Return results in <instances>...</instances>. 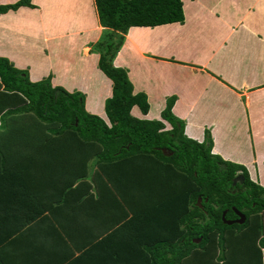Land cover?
I'll return each mask as SVG.
<instances>
[{
    "label": "trees",
    "instance_id": "trees-1",
    "mask_svg": "<svg viewBox=\"0 0 264 264\" xmlns=\"http://www.w3.org/2000/svg\"><path fill=\"white\" fill-rule=\"evenodd\" d=\"M94 5L103 31L91 50L112 82V96L105 101L108 122L85 111L83 94L53 87L50 77L33 83L27 71L0 57L1 124L15 118L18 130L12 140L25 147L36 137L41 152L37 186L23 179L26 157L18 151L13 164L0 170V264H10L4 255L20 232L62 203L69 189L63 183L72 178L68 170L76 179L92 173L88 186L100 185L106 194L101 201L105 212L117 208L128 218L117 219L106 232L96 216L98 205L86 199L85 218L78 222L90 226L82 227L84 233L67 234L75 253L63 264H264V187L250 179L243 165L211 153L208 130L203 142L185 136L184 122L172 113L175 97L166 100L161 120L134 117L135 106L142 114L149 111L147 96L133 93L127 71L113 64L131 27L183 24L182 1L94 0ZM21 7L35 8L31 0H18L0 5V15ZM80 146L83 152L76 151ZM38 172L47 175L44 180L38 181ZM240 174L243 183L234 184ZM94 194L91 189L88 200L99 198ZM235 211L245 222L225 224L223 212L230 221L237 219ZM19 245L26 256L34 254Z\"/></svg>",
    "mask_w": 264,
    "mask_h": 264
},
{
    "label": "crops",
    "instance_id": "crops-1",
    "mask_svg": "<svg viewBox=\"0 0 264 264\" xmlns=\"http://www.w3.org/2000/svg\"><path fill=\"white\" fill-rule=\"evenodd\" d=\"M17 1L0 0V5ZM181 1L183 24L131 27L113 61L115 67L127 71L133 93L147 96V114L136 106L131 114L139 119L161 120L166 100L175 97L172 113L184 122L185 136L203 142L208 130L213 141L211 153L243 165L250 179L255 182L257 178L256 183L264 187V0ZM31 3L35 8L21 7L0 15V57L27 71L33 83L50 77L53 87L83 94L85 111L108 122L105 101L112 96V82L99 70V55L91 50L103 31L94 0ZM6 121H0V170L13 164L18 151L26 157L22 162L26 169L23 179L28 177L37 186L34 175L41 161L38 138L23 147L12 140L18 122L15 118ZM163 123L166 129L171 128ZM81 147L76 151L83 152ZM62 167L69 169L66 164ZM66 173L72 178L68 184L63 183L69 189L62 203H56L20 232L4 255L9 260L6 262L69 261L75 247L66 240L67 234L84 233L82 227L90 226L85 220L78 222L85 218L83 208L88 201L98 205L96 216H100L101 229L106 232L117 226V219L128 218L126 212H117V208L105 212L101 201L106 194L100 185L88 186L92 173L81 179H76L71 170ZM38 176L39 181L47 175ZM91 189L98 199L88 200ZM19 244L34 249V254L26 256Z\"/></svg>",
    "mask_w": 264,
    "mask_h": 264
},
{
    "label": "water",
    "instance_id": "water-1",
    "mask_svg": "<svg viewBox=\"0 0 264 264\" xmlns=\"http://www.w3.org/2000/svg\"><path fill=\"white\" fill-rule=\"evenodd\" d=\"M163 154L166 155V156H170L171 153H168L165 149L162 150ZM240 180V181H243V176L240 174L239 176L236 177L235 181H234V184L236 183L237 180ZM201 202V198H198V204ZM225 214L226 212H223L222 214V220L225 224L227 225H233V224H243L245 222V216L241 213V212H238V211H235V214L237 216V219L235 220H226L225 219ZM200 240H197V242H199Z\"/></svg>",
    "mask_w": 264,
    "mask_h": 264
},
{
    "label": "rangeland",
    "instance_id": "rangeland-1",
    "mask_svg": "<svg viewBox=\"0 0 264 264\" xmlns=\"http://www.w3.org/2000/svg\"><path fill=\"white\" fill-rule=\"evenodd\" d=\"M96 54V53H95ZM263 170H264V167H263ZM263 172V171H262ZM249 174V173H248ZM255 182H258L257 181V178L255 179ZM258 184V183H257ZM260 185V184H259ZM261 186V185H260ZM94 196H96V194H94Z\"/></svg>",
    "mask_w": 264,
    "mask_h": 264
},
{
    "label": "flooded vegetation",
    "instance_id": "flooded-vegetation-1",
    "mask_svg": "<svg viewBox=\"0 0 264 264\" xmlns=\"http://www.w3.org/2000/svg\"><path fill=\"white\" fill-rule=\"evenodd\" d=\"M240 183H243V181H240Z\"/></svg>",
    "mask_w": 264,
    "mask_h": 264
}]
</instances>
